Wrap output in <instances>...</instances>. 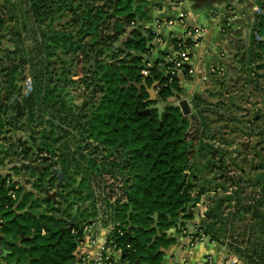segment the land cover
I'll return each instance as SVG.
<instances>
[{"label":"trees","instance_id":"1","mask_svg":"<svg viewBox=\"0 0 264 264\" xmlns=\"http://www.w3.org/2000/svg\"><path fill=\"white\" fill-rule=\"evenodd\" d=\"M29 1L30 9L37 17L34 18L38 23L45 24L42 29L44 36L39 41L44 67L41 75L44 103L56 104L49 88L56 87V79L58 81L62 69L57 62L59 57H64L63 62L69 64L73 60L75 74H82L87 87L92 86V95L82 104L88 112L80 126V142L83 144L77 154H80L81 161L72 156L77 168L70 175H81L80 185L74 188V192L81 194L85 189L86 194L78 198L72 196L70 200L63 194L64 201H69L66 208L73 209L76 205L78 213L70 229L61 233L60 228L66 225L65 220L68 219L48 212L52 208L50 200H41L31 190L15 188L0 174V232L19 241L18 244L5 242L9 253L4 259L8 264L72 263L73 252L83 231V225L78 223L85 215L79 205L85 199L93 201L95 192L91 183L99 186L104 181V175H108L119 177L122 182L123 199L110 205L112 222L115 223L110 239L121 249V261L128 264H163L165 250L178 240L177 234L185 229L187 221L194 219V210L190 206H196L199 202L194 193L198 179L197 157L205 158L201 164L204 168L219 169L222 164L213 160L218 150L201 138L202 124L197 109L186 115L179 102L174 100L176 95L181 94V81L188 77V66L184 65L181 69V79L179 73L164 75L167 64L160 67L155 59L148 67V74H141L143 56L149 52L155 37L150 28L135 26L137 21L147 19L143 9L146 0ZM52 3H57L58 10L45 21ZM257 4L262 7L260 3ZM64 10L72 14L68 21L61 23L64 15H67L62 13ZM257 17L250 43L251 55L255 58L264 53V15L257 14ZM127 27L131 29L108 57L112 41H117ZM13 35L19 37L18 31ZM256 35L261 39L257 40ZM180 40L172 38L175 48ZM4 50L8 53L15 51ZM67 56L71 61L66 60ZM23 66L24 59L18 58L12 59L5 68L7 78L4 93L11 99L18 96L17 78ZM52 72H56V79L50 74ZM242 80L243 77L237 75L232 83L241 88ZM138 83L141 84L140 89L136 86ZM151 87L156 92L152 99L148 91ZM96 93L98 96L93 99ZM201 101H206L203 93L193 94V102L198 104ZM233 108L232 105L227 109ZM4 113L5 109L0 105V130L5 129ZM261 117L262 139L259 143L262 144L260 150L263 157L255 168L259 170L257 179L262 188L259 196L247 207L251 209L252 218L257 220L255 225L264 237V112L253 114L255 121ZM19 128L15 126V129ZM45 138L37 144L38 149L55 155L58 148L53 144H58L59 140L52 141L49 136ZM31 143L34 144L33 141ZM63 144L66 146L68 143L65 141ZM60 157L48 167H54L57 163L65 169L68 157ZM68 180L66 178L61 186L66 187ZM10 189L15 190L16 199L8 194ZM43 202L47 205L45 209L34 211ZM206 213L212 217L218 212L210 208ZM86 215L92 214L87 212ZM213 225V222L195 225L194 235L202 233L210 241L220 242ZM260 240L262 242L253 243L246 250L238 249L243 264H264V238L256 241ZM226 250L231 254L230 250Z\"/></svg>","mask_w":264,"mask_h":264},{"label":"rangeland","instance_id":"2","mask_svg":"<svg viewBox=\"0 0 264 264\" xmlns=\"http://www.w3.org/2000/svg\"><path fill=\"white\" fill-rule=\"evenodd\" d=\"M56 10L57 3H52L45 15V21H48V17L54 15ZM62 13L67 14L61 21L65 23L72 12L64 10ZM257 14L264 15V0H235L229 4H221L217 15L220 27L216 49L220 62H214L217 59L215 58L205 69L198 70L196 75L188 74L187 80L191 79V82L197 83L189 87L192 96L183 99L185 97L178 94L174 98L177 102L180 99L186 101L189 107L187 115L197 109L202 124L201 138L218 150L213 160L217 164L222 163L219 169L204 168L201 164L205 158L197 157L198 179L194 193L199 202L196 206H190L194 210V219L187 221V227L213 222V231L220 238V242H215L224 246L225 250H230V259L236 258L240 264H243V261L238 249L246 250L253 243L262 242L256 240L264 238L260 228L255 225L257 220L252 218L251 209L247 207L259 196L262 188L257 179L259 170L255 166L263 157V151L260 150L262 144L259 143L262 139L260 131L263 117L255 121L253 114L264 112V53L255 58L256 56L251 55L250 44ZM34 17L37 18L30 9L29 0H0V105L5 109L3 126L6 129L4 133L0 131V170L6 178L13 175L19 187L31 190L43 201L50 200L52 208L49 213L69 219L73 209L66 208L69 201H64L63 194L69 200L72 196L78 198L86 194L85 189L81 194L74 192V185H80L81 175H70L77 168L72 156L75 155L77 161H81L80 154H77L83 144L80 142V126L85 122V114L88 112L82 104L92 95V86L87 87L82 74H75L73 60L67 56L66 60L71 61L69 64L63 62L64 57H59L57 62L61 64L62 69L58 81L56 72L50 73L56 79V87L49 88L56 104L44 103V81L41 77L44 67L39 41L44 36L42 29L45 24L38 23ZM112 26L113 19L110 20V29ZM130 29L131 27H127L126 32L121 34L117 41H112L108 57ZM16 30L19 37L13 35ZM255 38L261 39L259 35ZM4 49L15 51L8 53ZM118 55L122 56L120 53ZM11 58L24 59V66L17 78L21 112L16 119L11 117V113H15V103L11 104V98L4 93L7 78L5 68L12 61ZM258 65L262 67L258 68ZM237 75L243 77L241 88L232 83ZM73 78L78 79L72 80ZM27 83L31 85L32 93L29 96L25 93ZM198 93H203L206 101L198 104L193 102V94ZM97 96L98 93L93 99ZM49 105L51 107L46 108ZM195 105L197 107H194ZM232 105L233 109H227ZM15 126L20 128L15 129ZM48 136L52 141L59 140L58 144H53L58 148L53 156L49 152L41 151L37 146ZM65 141L68 143L66 146L63 144ZM61 155L68 157L65 169L57 163L54 167H48L51 162L61 159ZM82 164H85V161H82ZM55 168L62 169L64 180L59 181L57 174L52 172ZM66 178H69V182L66 187H62L61 184ZM103 178L104 181L99 186L95 182L91 183L95 192L93 201L85 199L79 205L85 215L78 225L84 227L87 224L101 223V226L97 225L101 230L103 226L113 229L110 205L118 199H123L122 182L119 177L104 175ZM12 180L13 178L9 177V183L15 185ZM46 206L43 202L34 211L44 210ZM210 208L217 209L218 213L214 214L216 217L207 216L206 212ZM87 212L92 215L87 216ZM77 213L78 208L76 216ZM204 240L210 241V238L206 236ZM224 256L223 259H226ZM2 260L7 263L4 258ZM82 263L85 264V261L82 260Z\"/></svg>","mask_w":264,"mask_h":264},{"label":"crops","instance_id":"3","mask_svg":"<svg viewBox=\"0 0 264 264\" xmlns=\"http://www.w3.org/2000/svg\"><path fill=\"white\" fill-rule=\"evenodd\" d=\"M235 0H146L143 3V9L147 13V19L139 20L135 23V26L150 28L154 33L155 37L151 41V48L147 54V57L151 59H160L165 54L172 53L174 46L172 38H186L190 40L189 52H190V65L193 68V74L196 75L198 70L206 68L212 63L218 56L217 42L219 41V20L218 11L220 10L221 4H229ZM172 23H169V21ZM201 26L203 28L202 36L197 40L193 41L192 38L186 36V30L189 26ZM219 63L218 58L214 61ZM213 62V63H214ZM191 84H197L193 81L183 78L181 81L182 91L181 94L186 99L188 96H192L189 91ZM180 99L178 102H180ZM4 133V131H2ZM10 173V172H9ZM0 174H2L0 170ZM3 175V174H2ZM12 175V174H11ZM4 176V175H3ZM13 184L15 188L19 185L15 182L14 176ZM9 177L7 176L8 180ZM14 188V189H15ZM23 190H25L23 188ZM8 194L16 199V192L10 189ZM16 204L14 203L13 208ZM185 226V229L181 233L177 234L178 240L165 250L162 258L163 264H207L206 260H211V264H220L222 262L225 248L224 246L208 240H202L198 242L194 247L184 249L178 244L180 241H184L188 236L194 235L196 227L190 228ZM102 230L97 227L98 234H103L106 229L101 227ZM187 228V229H186ZM195 228V229H194ZM0 264H8L2 259L5 254V250L9 252L8 246L5 242L14 241L17 244L19 241L14 240L11 237L6 236L0 232ZM107 234V232H106ZM5 236L8 241H6ZM101 242L90 241L87 232L82 231V235L77 241L76 249L73 252L74 261L70 264H93V259L97 253V248ZM215 246V247H213ZM117 264H124L121 260L114 259ZM12 264V263H11ZM15 264H18L15 262ZM27 264V263H21Z\"/></svg>","mask_w":264,"mask_h":264},{"label":"built area","instance_id":"4","mask_svg":"<svg viewBox=\"0 0 264 264\" xmlns=\"http://www.w3.org/2000/svg\"><path fill=\"white\" fill-rule=\"evenodd\" d=\"M169 23H172L170 20ZM203 34V28L201 26H189L186 30V36L189 38H192L193 41H197ZM180 42L177 43V48L174 47V51L172 53L165 54L162 58L157 59L158 60V66L163 67L165 64L167 66L163 70L164 75H174L176 73H179L184 65L188 66V74L193 73V68L190 65V52H189V46L190 43H187L188 40L186 38L182 37L180 38ZM154 59H151L147 57L146 55L143 56V66L140 70L142 75L148 74V67L152 65L154 62ZM31 91V85L27 83L25 86V93L26 95L29 94ZM7 182L9 180L7 179ZM1 221V219H0ZM115 226V223H113ZM97 225L101 226V223H97ZM96 223L93 224H87L83 227V232L86 231L87 235L92 242L100 241L101 244L97 248V253L94 256L93 264H117L114 259L121 260L122 251L119 247L116 246V244L113 242L112 239H110V236L112 234V230L109 228H105L106 231L102 234H98V231ZM113 226V228H114ZM107 232V234H106ZM204 234L199 235H190L185 239L184 241L179 242V246L184 249L192 248L194 247L198 242L205 239ZM226 259H222V262L220 264H240L236 258L230 259V253L225 250V256ZM123 262V261H122ZM232 262V263H231ZM124 264H128L127 262H123ZM207 264H211V260H206Z\"/></svg>","mask_w":264,"mask_h":264},{"label":"water","instance_id":"5","mask_svg":"<svg viewBox=\"0 0 264 264\" xmlns=\"http://www.w3.org/2000/svg\"><path fill=\"white\" fill-rule=\"evenodd\" d=\"M140 66L142 67V66H143V63H142ZM178 76H179V78L182 79V78H183V74H182V72H179ZM136 86H137L138 89L141 88V84H140V83L136 84ZM148 91H149V94H150V96H151L150 98H151V99L154 98V97H155L154 95L156 94L154 88L151 87V88L148 89ZM12 101L15 102V104H14V106H15V113L12 114V115H13V117L16 119L17 116L19 115V113L21 112L20 100H19L18 96L15 95V96H13ZM179 105L181 106V109H182L183 113L186 114L187 111L189 110V107L186 105V101H185V100L180 101V102H179ZM186 115H187V114H186ZM0 131H4V130H0ZM54 171H55V173L58 175L59 181H61V180L63 179L62 169H61V168H55ZM76 211H77V207L74 206V207H73V210H72V212H71L72 215H71L70 220H68V221L65 220L66 225H65L64 227L60 228L61 233H63L64 231L70 229L72 223L74 222V218H75V215H76ZM0 236H2V234H1ZM3 238H4L6 241H8V239H7L5 236H3ZM10 243H14V241H11ZM6 253H9V252H8L7 250H5V254H6ZM12 264H15V262H13Z\"/></svg>","mask_w":264,"mask_h":264},{"label":"flooded vegetation","instance_id":"6","mask_svg":"<svg viewBox=\"0 0 264 264\" xmlns=\"http://www.w3.org/2000/svg\"><path fill=\"white\" fill-rule=\"evenodd\" d=\"M12 98H13V97H12ZM11 102H14V101H12V99H11ZM14 103H15V102H14ZM11 117H13L12 113H11ZM3 130L5 131L6 129H3ZM51 170H52V169H51ZM52 172L55 173L54 169L52 170ZM57 178H58V175H57ZM58 179H59V178H58ZM64 179H65V177H63L62 180H64ZM62 180H61V181H62ZM77 185H78V184H75V185H74L75 188L77 187ZM70 191H71V190H70ZM70 193H71V192H70ZM71 212H72V211H71ZM71 215H72V213H71ZM75 216H76V215H75ZM70 218H71V217H70ZM74 219H75V218H74ZM68 220H70V219H68ZM68 220H66V221H68ZM73 223H74V222H73ZM73 223H72V224H73Z\"/></svg>","mask_w":264,"mask_h":264}]
</instances>
